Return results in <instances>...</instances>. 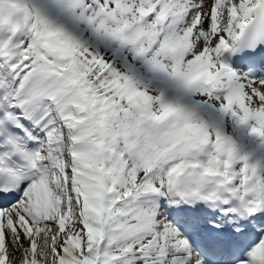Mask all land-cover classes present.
Listing matches in <instances>:
<instances>
[{
    "label": "snow or ice",
    "instance_id": "6c2138e0",
    "mask_svg": "<svg viewBox=\"0 0 264 264\" xmlns=\"http://www.w3.org/2000/svg\"><path fill=\"white\" fill-rule=\"evenodd\" d=\"M0 264H264V0H0Z\"/></svg>",
    "mask_w": 264,
    "mask_h": 264
}]
</instances>
